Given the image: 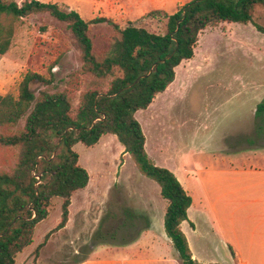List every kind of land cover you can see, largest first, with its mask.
<instances>
[{"label": "trees", "instance_id": "1", "mask_svg": "<svg viewBox=\"0 0 264 264\" xmlns=\"http://www.w3.org/2000/svg\"><path fill=\"white\" fill-rule=\"evenodd\" d=\"M257 6L264 7V0H190L172 14L149 10L138 19L144 25L129 20L120 26L102 16L84 20L62 3L0 0V54L10 46L15 21L38 13L65 23L80 52L79 68L60 80L63 88L55 83L52 63L46 76L27 71L18 83L17 95L0 94V150H16L13 165L0 169V264H15L17 254L31 244L37 223L49 215L55 198L61 200L59 222L44 235L34 254L50 233L66 225L72 195L89 180L73 146L78 142L93 146L105 134L115 135L137 171L158 185L166 201L164 231L178 263L221 264L192 258L181 229L183 221L193 227L187 216L192 198L172 171L149 157L134 113L146 109L173 82L175 68L194 57L199 35L206 28L250 23L264 33V27L253 20ZM152 21L163 23L161 31L146 27ZM102 22L117 35L99 57L89 27ZM50 86L57 88L49 90ZM254 116L260 121L258 131L264 133V95L255 105Z\"/></svg>", "mask_w": 264, "mask_h": 264}, {"label": "rangeland", "instance_id": "2", "mask_svg": "<svg viewBox=\"0 0 264 264\" xmlns=\"http://www.w3.org/2000/svg\"><path fill=\"white\" fill-rule=\"evenodd\" d=\"M39 1L62 3L77 11L84 20L102 16L123 26L129 20L138 22L149 11L142 7L145 2L149 9H162L172 14L176 4L186 0ZM253 20L264 27L263 6L255 8ZM162 24L152 21L146 27L161 31ZM137 25H144V22ZM89 33L99 57L106 51L111 38L117 35L106 22L90 25ZM79 53L65 23L47 13L18 19L8 50L0 54V94L17 95L18 83L27 71L46 76L52 63H55V83L58 89L63 88L60 80L80 66ZM175 74L174 81L153 98L149 107L134 113L145 135L146 152L159 166H163L167 158L174 160L179 151L187 153L193 147L197 148L195 158L201 163L219 150L226 155L230 152L231 157L238 159L246 150L250 152L261 146L264 149V133L258 131L260 121L254 116L255 105L264 95V33L250 23H224L206 28L199 35L194 57L181 62ZM57 87L48 88L55 90ZM73 149L78 154L79 164L89 175L90 188H97L90 194L88 190H78L74 194L67 227L50 233L35 255L34 249L43 243L44 235L60 219L61 200L53 199L49 215L37 223L31 244L17 254L15 264H72L98 249L115 250L121 242L131 240L146 223L143 218L136 219L133 226V217H147L134 207L137 199L129 191L136 186L135 189L143 191L142 200L163 203L156 182L137 171L115 135L105 134L93 146L78 142ZM15 151L14 148L0 150V169L13 165ZM188 160L183 159L184 163H189ZM256 194V189L250 188L236 192L233 198H253ZM240 208V203L233 204L237 213ZM197 223L198 229H203L199 218ZM236 228L240 229L238 220ZM209 254L213 262L231 261L228 248H215Z\"/></svg>", "mask_w": 264, "mask_h": 264}, {"label": "crops", "instance_id": "3", "mask_svg": "<svg viewBox=\"0 0 264 264\" xmlns=\"http://www.w3.org/2000/svg\"><path fill=\"white\" fill-rule=\"evenodd\" d=\"M186 2L188 0L179 1L176 10ZM145 3L142 7L151 10ZM156 108L160 110L158 105ZM261 147L250 152L246 150L238 159L231 157L230 152L226 155V152L219 150L203 163L195 158L198 152L193 147L187 153H176L174 160H163V167L174 173L192 198L187 216L193 227L188 221H183L181 229L187 238L192 258L198 262H213L210 251L223 247L228 248L231 255V261L223 264H264V149ZM184 158H188L189 163H184ZM154 162L158 165L156 160ZM250 179L254 181L249 182ZM136 187L129 191L137 199L134 207L147 215L133 217V226L136 219L146 220L139 234L127 242H121L115 250L103 247L72 264H179L164 231L166 201L161 196L163 203L142 200L143 191ZM94 188L97 186L90 188L87 183L81 190H88L90 194ZM250 188L256 189L255 197L233 198L236 192ZM235 202L241 204L239 213L233 210ZM197 218L203 222L201 230L198 229ZM237 220L240 229L236 228Z\"/></svg>", "mask_w": 264, "mask_h": 264}, {"label": "water", "instance_id": "4", "mask_svg": "<svg viewBox=\"0 0 264 264\" xmlns=\"http://www.w3.org/2000/svg\"><path fill=\"white\" fill-rule=\"evenodd\" d=\"M37 178H39V176Z\"/></svg>", "mask_w": 264, "mask_h": 264}]
</instances>
